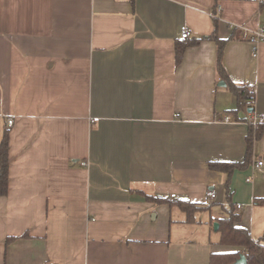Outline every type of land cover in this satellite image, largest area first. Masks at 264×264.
<instances>
[{"label": "crops", "instance_id": "1", "mask_svg": "<svg viewBox=\"0 0 264 264\" xmlns=\"http://www.w3.org/2000/svg\"><path fill=\"white\" fill-rule=\"evenodd\" d=\"M241 26H264L259 0H0V264H209L228 249L214 225L232 208L260 239L264 130L247 168L209 167L243 162L250 113L264 114V40ZM215 29L230 79L255 91L237 115ZM199 39L177 63V45ZM146 196L210 205L209 216L189 223Z\"/></svg>", "mask_w": 264, "mask_h": 264}, {"label": "trees", "instance_id": "2", "mask_svg": "<svg viewBox=\"0 0 264 264\" xmlns=\"http://www.w3.org/2000/svg\"><path fill=\"white\" fill-rule=\"evenodd\" d=\"M264 6V3L262 4ZM214 41L218 46V72L222 80L227 83L229 90L237 99V108L233 111L238 114L242 105L248 104L252 108L255 91L249 84H236L234 83L223 63L224 48L227 40L218 37L217 30L207 37ZM200 40H194L190 43H182L177 45L176 61L180 63L186 47L200 43ZM264 130V123L259 124L254 128L253 124L250 125V131L247 135V153L245 159L241 163L233 162H210L209 167L226 173L231 176L236 169H245L252 163V148L254 138H260ZM9 140L10 133L5 129L0 141V197L7 195L9 189ZM228 185V182H227ZM148 201L155 202L156 204H166L169 206H177L186 215V222L192 223L195 221V213L200 210L209 209L211 206L203 203L191 202L189 200H170L159 198L155 196H146ZM256 204L264 205V198L256 199ZM241 213L232 208L228 211V216L219 219L218 232L221 234L219 245L228 247L224 251H213L210 255L209 264H237L236 262L244 256L246 263L244 264H264V234L255 240L252 238L248 229L240 225ZM26 236V235H24ZM16 237H10L7 243L15 240Z\"/></svg>", "mask_w": 264, "mask_h": 264}, {"label": "built area", "instance_id": "3", "mask_svg": "<svg viewBox=\"0 0 264 264\" xmlns=\"http://www.w3.org/2000/svg\"><path fill=\"white\" fill-rule=\"evenodd\" d=\"M259 1H260L261 4L264 3V0H259ZM220 12H221V8L217 7L216 12H214L212 14V17L213 18H217V16L220 14ZM241 29L244 32L245 39H247V40H249V41H251V42H253L255 44L264 40V26H262L261 28H259L257 30H252V29H250L247 26H241ZM189 37H190V30H189L187 25H183L181 27V38L187 39ZM223 120L225 122H229V121H231V117L229 115L224 116ZM249 121L254 126H258L259 124H263L264 123V114H255V112H251ZM8 123H9V125L13 124V120L10 119L8 121ZM84 165H86V164L84 163ZM253 168L255 170H259L260 172H262L263 173V178H264V159L258 160L253 165ZM247 181H250V179H248ZM209 196H210V198H215L216 195H215V193L211 192L209 194Z\"/></svg>", "mask_w": 264, "mask_h": 264}, {"label": "water", "instance_id": "4", "mask_svg": "<svg viewBox=\"0 0 264 264\" xmlns=\"http://www.w3.org/2000/svg\"><path fill=\"white\" fill-rule=\"evenodd\" d=\"M219 85L225 86L226 83H225L224 81H221V82L219 83ZM214 229H215V230H218V229H219V224H218V223H215V225H214ZM236 263H237V264H244V263H246V259H245V257L242 256V257H241Z\"/></svg>", "mask_w": 264, "mask_h": 264}, {"label": "rangeland", "instance_id": "5", "mask_svg": "<svg viewBox=\"0 0 264 264\" xmlns=\"http://www.w3.org/2000/svg\"><path fill=\"white\" fill-rule=\"evenodd\" d=\"M205 214H206L207 216H209V213H208V212H206L205 210H200V211H197V212L195 213V217H196L197 219H199L200 216H205ZM194 237H195V236H194Z\"/></svg>", "mask_w": 264, "mask_h": 264}]
</instances>
